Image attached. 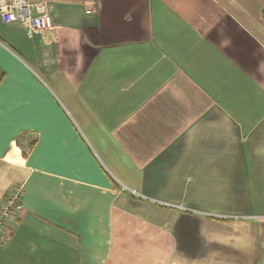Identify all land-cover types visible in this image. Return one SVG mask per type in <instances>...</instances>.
<instances>
[{"label":"crops","instance_id":"crops-1","mask_svg":"<svg viewBox=\"0 0 264 264\" xmlns=\"http://www.w3.org/2000/svg\"><path fill=\"white\" fill-rule=\"evenodd\" d=\"M45 1L0 16V264H264V0Z\"/></svg>","mask_w":264,"mask_h":264},{"label":"built area","instance_id":"built-area-1","mask_svg":"<svg viewBox=\"0 0 264 264\" xmlns=\"http://www.w3.org/2000/svg\"><path fill=\"white\" fill-rule=\"evenodd\" d=\"M0 16L5 24L19 23L24 26L31 39L54 28L45 0H0ZM24 197L23 184H13L0 203V246L8 243L14 225L21 222L25 215Z\"/></svg>","mask_w":264,"mask_h":264},{"label":"rangeland","instance_id":"rangeland-1","mask_svg":"<svg viewBox=\"0 0 264 264\" xmlns=\"http://www.w3.org/2000/svg\"><path fill=\"white\" fill-rule=\"evenodd\" d=\"M23 186H24V184H23Z\"/></svg>","mask_w":264,"mask_h":264}]
</instances>
